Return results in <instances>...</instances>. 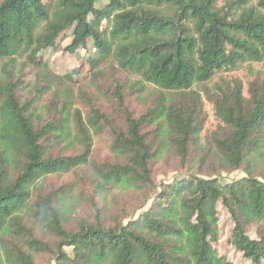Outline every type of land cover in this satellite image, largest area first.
<instances>
[{"label": "trees", "instance_id": "trees-1", "mask_svg": "<svg viewBox=\"0 0 264 264\" xmlns=\"http://www.w3.org/2000/svg\"><path fill=\"white\" fill-rule=\"evenodd\" d=\"M85 168L124 197L46 182ZM218 205L263 264L264 0H0V264H233Z\"/></svg>", "mask_w": 264, "mask_h": 264}, {"label": "rangeland", "instance_id": "rangeland-1", "mask_svg": "<svg viewBox=\"0 0 264 264\" xmlns=\"http://www.w3.org/2000/svg\"><path fill=\"white\" fill-rule=\"evenodd\" d=\"M69 42L70 40H65L62 43L59 42L58 43L59 45L57 44L54 50L50 51L49 49V50L44 51V58L49 62V66L54 71V73L58 75H64L66 73H70L74 69H78L87 54L83 50H79L73 56H69L63 53L62 51H60L59 53H56L58 46H60V50H63V48H65L69 44ZM90 48L91 47L89 46V49ZM86 70H87V67H84L81 71L80 76L77 77L76 79L77 80L80 79L85 74ZM254 70L257 71L256 68H254ZM232 75L237 76L241 79L244 77L245 78L252 77L245 69L235 74H232ZM132 108L136 112H140L142 110V106L138 103H132ZM205 110L208 114V123L206 125V129H211L212 126L215 125V123L213 122V119H212L210 107L208 105H205ZM105 154H106L105 145L103 144L102 141L96 140L94 156H99L103 158ZM79 171L80 172L78 173V176L82 175L86 179V183L84 185H82L81 183V178L76 180L77 177H73L72 175H68L66 177H60V178H49V180H47L46 182L49 185H55V186H61L63 184H66L67 182L75 183L76 191H81L83 193L82 197L85 199H87L88 194L90 195L94 192V187L96 185L99 186V190L108 199L112 197L123 198L124 194H126V192H124V189L113 187V186L100 182L96 177H94V175L88 168H85ZM174 174L175 173L171 172L170 169H165L161 165V162L159 161V163L156 165L153 176L157 182H160V181L168 180ZM240 177H241V174L239 172H236L232 174L229 179H238ZM85 203H86V200L85 201L83 200V202H81L80 205L85 204ZM80 209L86 210L85 207H82ZM82 210L79 211L78 214H82ZM217 212H218L219 230H220V236H221L219 250L222 253H225L233 264H251L249 261L245 260L240 253L234 251L232 247H229L225 244L224 240L227 238L229 231L232 227V224L230 222L227 212L222 208L221 205H218ZM36 230L39 231L38 229ZM249 235L251 236V238H253L254 231L252 230L249 233ZM47 259L48 258L45 256H38L36 257L35 262L36 264H49Z\"/></svg>", "mask_w": 264, "mask_h": 264}]
</instances>
